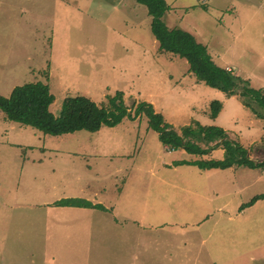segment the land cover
<instances>
[{
  "label": "rangeland",
  "instance_id": "1",
  "mask_svg": "<svg viewBox=\"0 0 264 264\" xmlns=\"http://www.w3.org/2000/svg\"><path fill=\"white\" fill-rule=\"evenodd\" d=\"M166 2L169 28L193 34L242 88L264 92V0ZM36 81L49 86L55 117L66 97L102 105L122 91L131 112L150 103L179 133L187 125L220 126L251 160H264V110L240 86L226 94L198 80L184 58L159 51L147 8L135 0H0V95ZM212 101L221 104L215 118ZM198 144L209 152L163 145L144 114L53 136L0 112V264L64 259L76 225L66 211L59 220L53 213L67 208L53 203L72 190L109 210L116 204L106 211L134 221H120L122 239L101 244L108 253H171L169 264H264V198L241 209L264 192V166L174 164L224 157L215 141ZM85 236L81 247L96 242L93 225Z\"/></svg>",
  "mask_w": 264,
  "mask_h": 264
},
{
  "label": "trees",
  "instance_id": "2",
  "mask_svg": "<svg viewBox=\"0 0 264 264\" xmlns=\"http://www.w3.org/2000/svg\"><path fill=\"white\" fill-rule=\"evenodd\" d=\"M147 8L150 16V31L158 43L161 52H169L184 58L198 80L204 84L217 88L226 94L236 93V87L240 86L239 76L232 69L217 65L209 54L206 45L198 42L193 34L181 28H169L163 20L169 5L166 0H135ZM241 96H248L256 102L259 108L264 110V92L261 89L241 87ZM54 97L49 86L40 81L28 82L15 86L8 96L0 95V112L11 122L30 126L37 131L53 136L72 133L79 130L96 132L101 127H113L119 124L123 118H135L144 114L148 126L158 133L159 141L170 148H182L189 154H206L208 148H203L198 141L216 142L221 145L224 157L215 159L178 160L174 164L194 165L200 169L219 168L231 166H243L254 168L264 166V160L256 163L251 160L246 149L228 140L222 127L217 125L184 126L181 133L173 129L163 121L160 113L154 111L152 104L139 102L134 112L124 101L123 92L116 91L114 95L107 97V104L98 105L84 95L66 97L62 104V112L55 117L49 110ZM211 118H215L221 110L218 101L210 103ZM213 147H211L212 149ZM264 198V192L253 196L245 206ZM53 204L70 207H89L107 210L101 204H92L81 198H63Z\"/></svg>",
  "mask_w": 264,
  "mask_h": 264
},
{
  "label": "crops",
  "instance_id": "3",
  "mask_svg": "<svg viewBox=\"0 0 264 264\" xmlns=\"http://www.w3.org/2000/svg\"><path fill=\"white\" fill-rule=\"evenodd\" d=\"M70 190L71 188L67 189L66 191ZM122 192L123 189L119 193L120 197ZM70 193H72L70 194L72 195L71 197L78 198L79 196L77 195H81V193L83 192L81 190H72V192ZM71 197L67 196L63 198ZM122 199L123 198L121 197V200ZM86 200L91 202L92 204H101L107 210L110 209V207L107 205L109 203L107 202L99 203L91 199L90 197H86ZM114 207H112L111 210L115 209ZM65 208H67V210L57 208L58 211H55V213L53 214L60 220V218H62L61 215L63 214L61 212L66 211L67 218L71 219L72 224L76 225V228L72 232V237L68 235L70 237V242L67 243V246L69 247H67V250L65 251L66 253L64 255V259L58 257L59 253L54 257L58 264H169V261L166 260V257H170L172 255L171 253H108L107 251H103L101 245L102 243L110 241L112 237L122 239L120 233L123 232V230L120 229V221L130 220L134 222L132 219L126 218L123 215V211L119 212L118 217L120 219H116L115 216L110 215L106 210L102 209L70 206H66ZM97 210L102 211L104 214H107L108 217H97V214L95 215V211ZM111 210L109 211L111 212ZM51 212L54 211L51 210L50 214H52ZM92 219L93 221H91ZM86 225L94 226L96 242L81 247L80 244L82 242H86V236L84 237V230ZM71 242L73 243L70 244ZM88 248H91V250L93 248L95 249V251L91 253L88 251ZM135 257H137V260H131Z\"/></svg>",
  "mask_w": 264,
  "mask_h": 264
}]
</instances>
